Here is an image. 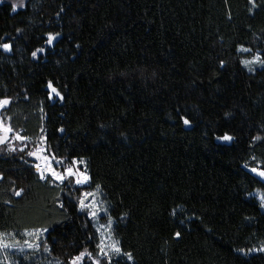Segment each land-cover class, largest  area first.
Masks as SVG:
<instances>
[{"label": "trees", "instance_id": "trees-1", "mask_svg": "<svg viewBox=\"0 0 264 264\" xmlns=\"http://www.w3.org/2000/svg\"><path fill=\"white\" fill-rule=\"evenodd\" d=\"M4 43V124L42 139L64 166L83 160L91 180H41L35 157L0 146L2 239L22 245L26 230L49 229L39 251L9 263L0 252V264L94 255L77 198L97 185L132 255L113 264H264V252L248 251L264 247V212L250 195L264 194V181L249 170L264 171V135L247 96L264 88V64L241 63L264 60V0H25L15 10L2 0ZM49 82L63 99H50ZM225 133L233 139L217 141Z\"/></svg>", "mask_w": 264, "mask_h": 264}, {"label": "snow or ice", "instance_id": "snow-or-ice-1", "mask_svg": "<svg viewBox=\"0 0 264 264\" xmlns=\"http://www.w3.org/2000/svg\"><path fill=\"white\" fill-rule=\"evenodd\" d=\"M2 2V0H0ZM16 9V5H13V10ZM17 31H21L20 29H17ZM58 34H47V43L52 44L53 41L56 39ZM0 47H2L5 51L11 50V45L8 43L0 44ZM44 49H38L37 51L32 52V56L35 58L37 56L38 52H43ZM238 51L241 52H250V49L247 48H239ZM242 64L245 66H248L252 63H260L264 64V60H261V57L259 55L255 56L251 61L249 60H242ZM224 62L221 61V66H223ZM249 71H252L251 68H249ZM48 87L51 89V92L49 94L50 98L54 94L55 96L60 97L63 99L62 96H60L59 91H57L56 88L52 87L51 82H49ZM10 104V99L3 98L0 99V109L4 108L5 106ZM183 120L184 125H189L190 121L186 118L181 117ZM12 132L11 127H6L2 121H0V143H4L9 137L8 134ZM16 140H24L25 138L20 135L15 136ZM218 139H221L223 141H231L233 139L232 136L225 133L222 137H218ZM257 139H259L257 137ZM10 151H15V148L10 147ZM20 151H24V148H21ZM47 151V146L44 148L39 147V145L36 147L34 151L28 152L29 156L35 157L37 160H42L43 164L37 163L35 165L41 180H47L49 177L51 178L50 182L58 181L60 183H64L66 180L69 183H72L74 181L75 185H88L90 183L91 177L87 172V169L81 171L79 165L84 164L83 160H77L72 159L67 166L65 165V160L63 158L57 159L55 155H53L51 158H49L46 155H43ZM254 159V158H253ZM55 165H59L61 167V171H57L54 167ZM245 168L248 167L247 164L244 165ZM251 172L256 173L259 177L264 178V171H258L257 168H252ZM2 179V177H0ZM99 185H97V188L99 189ZM22 191V190H21ZM21 191H16L14 194L16 196L21 195ZM259 194V193H257ZM98 195V192H84L79 197V210L80 211H88V215L91 219L95 220L98 217V214L101 211H106V209H102L100 207V201L96 200V197ZM252 195V194H250ZM260 201H261V207H264V194L259 195ZM63 207V205H61ZM112 219L109 217L107 225H100L96 229L97 233H101V229H104V232L100 235L99 243H97L96 248L99 250V255L107 258L108 264H113V258L115 257L118 261L120 255H124L127 257L128 260H132V255L130 253H122V249L119 246V242L113 240L112 238ZM49 231L48 228H37L32 231L26 230V235L35 237V239L32 242H29L28 240L24 241V246L28 249H32L34 251H39L41 249V243H40V237L45 233ZM179 233H176V236L179 237ZM90 239L92 237H89ZM16 243H5L2 239V234H0V248L3 249H10V248H16ZM20 251H23V247L19 249ZM264 251V247L260 249H249L248 251ZM43 251L49 252L50 249L47 246L46 243L43 244ZM240 251H244L241 249ZM85 256L91 258L92 253L89 252L87 249L84 251H81L78 255L71 258V260L68 262V264H80V262L85 258ZM25 259H28L27 256H25ZM56 264H62L61 261L57 260ZM93 264H100L99 259H94Z\"/></svg>", "mask_w": 264, "mask_h": 264}, {"label": "rangeland", "instance_id": "rangeland-1", "mask_svg": "<svg viewBox=\"0 0 264 264\" xmlns=\"http://www.w3.org/2000/svg\"><path fill=\"white\" fill-rule=\"evenodd\" d=\"M7 1H9L12 4V7H13V5H16V8L23 7L24 3H25V0H7ZM48 85H47V88L51 92V89L48 87ZM54 96L55 95L53 94L52 97L50 98L52 101L54 100ZM247 96H248V101H249V103H250V105L252 107L253 116H254L255 122H256L257 132L260 135H264V88H259V87H256V86H252V87L249 88ZM0 121L3 122L1 117H0ZM3 124H4V122H3ZM5 126L8 127L7 125H5ZM16 135H19V134L14 133V132L9 133L8 134L9 138L4 143H0V146L4 147L6 149H10V147L15 148L16 149L15 151H10V152H12L14 154L19 152L21 148H24V150L27 151V153H28V152L34 151L38 145L41 148L45 147V144H44L42 139H39L37 144L33 145V144L27 142L26 140H16L15 139ZM217 141H219L220 143H229L230 142V141H223V140L218 139V138H217ZM43 155H46L49 158H51L47 151L45 153H43ZM37 163L43 164V161L42 160H37ZM54 167L56 168L57 171H61V167L59 165H55L54 164ZM79 167H80L81 171H83L85 169V164H81V165H79ZM251 169L252 168H249L250 172H251ZM258 171H262V170L258 169ZM251 173L253 175H255L257 178H259L260 180L264 181V178L259 177L256 173H253V172H251ZM56 182H58V181H56ZM73 183H74V181H73ZM78 186H81V185H78ZM82 186H86V185H82ZM84 192H98L96 200L101 202L100 203V207L102 209H106V211H101L98 214V217L95 220H93V219H91L89 217L87 210L81 211V212H84L86 214V216L88 217V219L91 222V225H92V228H93V236L95 238V247H96L97 243H99L101 233L104 232V229H101V233H97L96 229L98 227H100V225H107V222H108V219H109V215H108V212H107V205L104 202V200L101 198L99 189H97L95 187H92V188H85V189L81 190V192H80V194H79V196L77 198L78 209H79V197ZM257 193H259V194H257ZM251 194H252V196H254L257 199V201L260 204L261 210L264 212V207H261V201H260V198H259V195H262V193L259 190H254V191L251 192ZM112 222L114 223L113 219H112ZM113 223H112V226H113ZM42 237H43V235L40 237V240H41ZM27 238H28L27 240L29 242H32L35 239V237H31V236H28V235H27ZM112 238H113V240H115L113 235H112ZM3 242L9 243V242H7L4 239H3ZM21 247H23V251L19 250ZM256 249H260V248H256ZM29 250H32V249H28L27 247H25L24 243L22 245H17L16 248H10V249L0 248V252L3 254L2 257L5 258V263H9L10 262L9 258L12 256L11 254H13V253H22L24 251H29ZM250 252H258V251L253 250V251H249V253ZM261 252H264V251H261ZM120 257H122L125 260H128L127 257L124 256V255H120ZM85 258H87V256H85ZM91 259H92V261L94 259H99L100 260V264H108L107 258L99 255V250L97 248H96L95 254L94 255L92 254ZM115 259L116 258L114 257L113 260H115ZM128 261H131V260H128ZM81 262H80V264H81Z\"/></svg>", "mask_w": 264, "mask_h": 264}, {"label": "built area", "instance_id": "built-area-1", "mask_svg": "<svg viewBox=\"0 0 264 264\" xmlns=\"http://www.w3.org/2000/svg\"><path fill=\"white\" fill-rule=\"evenodd\" d=\"M35 169H36V167H35ZM36 171H37V169H36ZM38 172V171H37ZM38 175H39V173H38ZM39 177H40V175H39Z\"/></svg>", "mask_w": 264, "mask_h": 264}, {"label": "water", "instance_id": "water-1", "mask_svg": "<svg viewBox=\"0 0 264 264\" xmlns=\"http://www.w3.org/2000/svg\"><path fill=\"white\" fill-rule=\"evenodd\" d=\"M7 52H9V51H7Z\"/></svg>", "mask_w": 264, "mask_h": 264}]
</instances>
